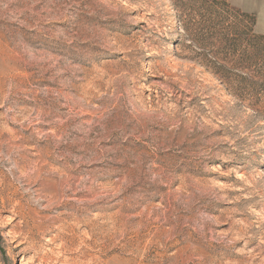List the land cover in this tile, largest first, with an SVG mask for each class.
<instances>
[{
  "label": "rangeland",
  "instance_id": "obj_1",
  "mask_svg": "<svg viewBox=\"0 0 264 264\" xmlns=\"http://www.w3.org/2000/svg\"><path fill=\"white\" fill-rule=\"evenodd\" d=\"M224 1L0 0V264H264V40Z\"/></svg>",
  "mask_w": 264,
  "mask_h": 264
},
{
  "label": "trees",
  "instance_id": "obj_2",
  "mask_svg": "<svg viewBox=\"0 0 264 264\" xmlns=\"http://www.w3.org/2000/svg\"><path fill=\"white\" fill-rule=\"evenodd\" d=\"M205 5H206L207 12L212 17V18L209 17V19H207L206 22L208 21L210 24L213 23L214 25L215 24L222 25V28L225 30V27H223L225 25V22H227V17H225V15H227L229 10H233V8L229 7L228 4H226L224 0H207ZM235 11H236V20H237L236 23H239L238 26L240 25L239 29L237 26L238 31L235 33V40L238 39L239 41H244V42L246 41L247 47H249L250 42L253 39H256V40L263 39L264 40V35H260V34L253 35L252 34L254 23H255L254 16L244 11H239V10H235ZM215 16H216V19L218 18L219 20H215ZM212 19H214L217 23H215L214 21H211ZM226 29H228V27ZM226 36H227L226 33H224L223 39L225 41L227 40ZM250 60H251V56L249 53L246 52L243 58H241L240 65L246 64L248 66L246 68L249 69ZM243 79L246 80L244 76H243Z\"/></svg>",
  "mask_w": 264,
  "mask_h": 264
},
{
  "label": "crops",
  "instance_id": "obj_3",
  "mask_svg": "<svg viewBox=\"0 0 264 264\" xmlns=\"http://www.w3.org/2000/svg\"><path fill=\"white\" fill-rule=\"evenodd\" d=\"M232 0L244 12L254 16V31L257 34L264 35V0Z\"/></svg>",
  "mask_w": 264,
  "mask_h": 264
}]
</instances>
